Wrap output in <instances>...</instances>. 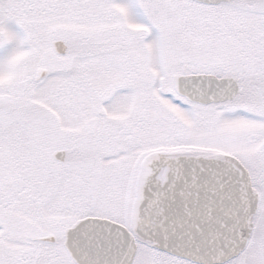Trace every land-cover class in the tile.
<instances>
[{"label": "snow or ice", "instance_id": "snow-or-ice-1", "mask_svg": "<svg viewBox=\"0 0 264 264\" xmlns=\"http://www.w3.org/2000/svg\"><path fill=\"white\" fill-rule=\"evenodd\" d=\"M0 77V264H264V0H0Z\"/></svg>", "mask_w": 264, "mask_h": 264}, {"label": "clouds", "instance_id": "clouds-1", "mask_svg": "<svg viewBox=\"0 0 264 264\" xmlns=\"http://www.w3.org/2000/svg\"><path fill=\"white\" fill-rule=\"evenodd\" d=\"M0 83H7V77H0Z\"/></svg>", "mask_w": 264, "mask_h": 264}, {"label": "rangeland", "instance_id": "rangeland-1", "mask_svg": "<svg viewBox=\"0 0 264 264\" xmlns=\"http://www.w3.org/2000/svg\"><path fill=\"white\" fill-rule=\"evenodd\" d=\"M11 28H13V30H15V28H14V25H9Z\"/></svg>", "mask_w": 264, "mask_h": 264}]
</instances>
